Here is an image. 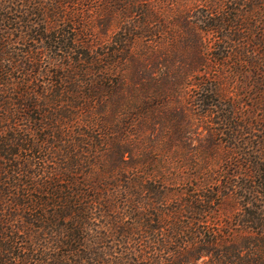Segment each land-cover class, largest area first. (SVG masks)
<instances>
[{
  "label": "trees",
  "instance_id": "trees-1",
  "mask_svg": "<svg viewBox=\"0 0 264 264\" xmlns=\"http://www.w3.org/2000/svg\"><path fill=\"white\" fill-rule=\"evenodd\" d=\"M38 10V44L56 54L51 69L45 47L24 51L22 36L0 29V264H198L206 257L243 264L244 247L202 226L221 191L207 184L180 202L165 166L146 165L160 148L150 142L145 149L141 139L173 107L171 95L196 86V100L213 118L219 106L211 101L224 93L208 80L160 85L132 77L148 58L139 55L141 44L158 55L160 45L181 40L192 50L191 71H208L206 41L178 29L223 40L245 19L264 16V0H50ZM12 21L5 15L2 23ZM175 106L184 107L177 99ZM236 124L231 116L222 121L229 131ZM239 133L230 136L240 153ZM252 174L264 180V171Z\"/></svg>",
  "mask_w": 264,
  "mask_h": 264
},
{
  "label": "rangeland",
  "instance_id": "rangeland-1",
  "mask_svg": "<svg viewBox=\"0 0 264 264\" xmlns=\"http://www.w3.org/2000/svg\"><path fill=\"white\" fill-rule=\"evenodd\" d=\"M13 1L17 4H11ZM49 2L50 0H2L0 29L7 35L10 34L11 39L22 36L27 43L21 42L23 46L19 48L24 51L26 46L45 47L42 50L51 69L50 58L56 57V54L49 50L48 45L38 44L37 41L38 36L41 37L37 30L43 25V14L38 9L46 7ZM5 15L13 21L2 23ZM245 20L238 33L225 34L227 37L223 40L217 34H200L201 37H198L195 33L188 36L186 30L178 29L179 35L186 39L206 41L204 46H208V52H205L208 71H191L194 68L189 58L192 50L184 44V40L175 46H169L168 43L159 47L155 45L162 50H158V55H153L152 50L146 51L144 44H141L139 55L144 58L145 53L148 58L139 64L144 71L136 72L137 76L132 79L134 82L145 80L160 85L166 80L191 84L208 80L224 93L225 96L220 91L222 100L216 97L211 101L212 105L219 106L218 114L213 118L206 116L205 106L196 100V86V89L191 86L184 88L183 94L178 98L171 95L170 105L173 104V107L166 110L168 118L164 115L166 112H162L141 137L145 149H149L150 142L160 148L158 151L161 156L149 157L146 165L165 166V173L173 175L174 179L169 185L170 191L174 196L178 195L180 202H185L189 195L201 191L205 185H214L216 190L221 191V196L217 198V212L204 217L203 229L221 231L231 246L236 242L244 247L243 264H264V180L254 178L252 174L256 169L264 171V69L259 71L255 68L256 63L261 66L264 64V16ZM20 27L25 28L19 31ZM28 30L37 33L30 38ZM66 30L72 32L71 26H67ZM239 50L244 52L243 57L236 55ZM176 99L184 107H176ZM230 103L236 104L239 110H232ZM230 116L237 123L231 131L222 125L225 117ZM159 118L167 119L168 122L160 123ZM176 126H180L179 133L175 132ZM225 129L227 130L223 134L221 130ZM239 131L241 142L236 143L242 148L240 153L232 148L233 138L230 136L231 133L237 135ZM249 141L251 146L246 145ZM169 144L173 148L171 151L165 149L164 152V147ZM248 151L253 158L252 162L245 161L249 158ZM256 151L259 153L255 154ZM250 212L254 217L249 215ZM185 216L186 222L193 218L190 213H185ZM129 222L132 223L131 220ZM96 224L103 227L105 222L99 219ZM198 264L217 263L206 257Z\"/></svg>",
  "mask_w": 264,
  "mask_h": 264
}]
</instances>
